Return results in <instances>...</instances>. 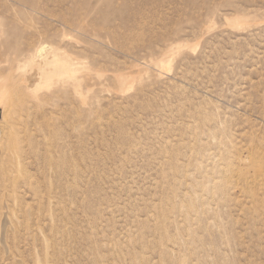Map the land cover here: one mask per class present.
<instances>
[{
	"label": "rangeland",
	"instance_id": "rangeland-1",
	"mask_svg": "<svg viewBox=\"0 0 264 264\" xmlns=\"http://www.w3.org/2000/svg\"><path fill=\"white\" fill-rule=\"evenodd\" d=\"M0 264H264V0H0Z\"/></svg>",
	"mask_w": 264,
	"mask_h": 264
},
{
	"label": "bare ground",
	"instance_id": "bare-ground-1",
	"mask_svg": "<svg viewBox=\"0 0 264 264\" xmlns=\"http://www.w3.org/2000/svg\"><path fill=\"white\" fill-rule=\"evenodd\" d=\"M39 50H40V51H39L38 53H40V52L42 51V49H39ZM37 51H38V50H37ZM38 55H40V54H38ZM38 55H37V56H38ZM34 75H36V74H34ZM26 77H27V76H26ZM30 78H31V77H30Z\"/></svg>",
	"mask_w": 264,
	"mask_h": 264
}]
</instances>
